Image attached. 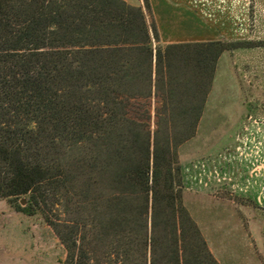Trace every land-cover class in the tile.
<instances>
[{
	"label": "trees",
	"instance_id": "trees-1",
	"mask_svg": "<svg viewBox=\"0 0 264 264\" xmlns=\"http://www.w3.org/2000/svg\"><path fill=\"white\" fill-rule=\"evenodd\" d=\"M142 1L0 0V198L51 226L61 264H219L182 202L176 146L235 43L153 46ZM152 91L150 132L126 101Z\"/></svg>",
	"mask_w": 264,
	"mask_h": 264
},
{
	"label": "rangeland",
	"instance_id": "rangeland-1",
	"mask_svg": "<svg viewBox=\"0 0 264 264\" xmlns=\"http://www.w3.org/2000/svg\"><path fill=\"white\" fill-rule=\"evenodd\" d=\"M137 1L143 6L142 0L128 3ZM178 1L201 19L202 38L167 42L158 36L151 38L153 46L211 39L235 43L217 57L193 135L176 146L181 199L219 264H264V0ZM144 13L155 25L150 10ZM162 26L171 35V24ZM161 102L159 91L129 98L127 114L152 132L162 121ZM182 131L176 126L173 134L180 138ZM64 255L38 213H21L0 198V264H61Z\"/></svg>",
	"mask_w": 264,
	"mask_h": 264
},
{
	"label": "crops",
	"instance_id": "crops-1",
	"mask_svg": "<svg viewBox=\"0 0 264 264\" xmlns=\"http://www.w3.org/2000/svg\"><path fill=\"white\" fill-rule=\"evenodd\" d=\"M148 2L150 13L161 40L168 42L169 39H171L169 41H179L187 40L188 38L195 40L202 38L201 19L193 12L189 4L178 0L173 2L168 0H148ZM129 3L140 4L139 1ZM164 22L171 24V35L162 32Z\"/></svg>",
	"mask_w": 264,
	"mask_h": 264
},
{
	"label": "built area",
	"instance_id": "built-area-1",
	"mask_svg": "<svg viewBox=\"0 0 264 264\" xmlns=\"http://www.w3.org/2000/svg\"><path fill=\"white\" fill-rule=\"evenodd\" d=\"M204 164H205V163H204ZM213 165H214V164H213ZM207 167H209V165H208ZM210 171L212 172V170L209 169V173H211Z\"/></svg>",
	"mask_w": 264,
	"mask_h": 264
}]
</instances>
